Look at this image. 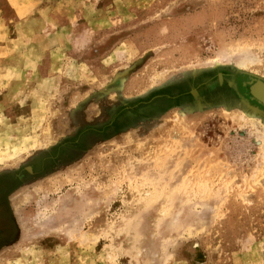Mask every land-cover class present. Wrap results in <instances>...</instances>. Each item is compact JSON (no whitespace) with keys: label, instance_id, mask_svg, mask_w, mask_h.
I'll use <instances>...</instances> for the list:
<instances>
[{"label":"rangeland","instance_id":"374dc122","mask_svg":"<svg viewBox=\"0 0 264 264\" xmlns=\"http://www.w3.org/2000/svg\"><path fill=\"white\" fill-rule=\"evenodd\" d=\"M239 76L264 84V0H0V180L63 150L6 192L0 264H264Z\"/></svg>","mask_w":264,"mask_h":264},{"label":"flooded vegetation","instance_id":"af4514ba","mask_svg":"<svg viewBox=\"0 0 264 264\" xmlns=\"http://www.w3.org/2000/svg\"><path fill=\"white\" fill-rule=\"evenodd\" d=\"M238 92L239 94L247 101L250 106L256 107L264 112V107L257 103L255 100L250 99V95L248 92L249 86L254 84V80L248 78L247 76H239L238 79ZM152 98V97H151ZM154 98V96H153ZM96 128L89 126L84 127L80 133H82V140L79 142L75 140H71L73 143L69 144L67 147V155H74L76 152L80 151V149L84 148L85 140L87 135L90 136L92 134H96ZM77 133V132H76ZM79 133V132H78ZM81 137V136H80ZM75 138H79L78 134H76ZM89 139V138H88ZM63 150L60 148L55 149L53 152L45 154L43 156H38L31 159L27 164L21 167L13 178H4L0 180V186H5L6 188L0 187V243L9 241L10 237L13 234L14 222L11 219V216L8 212L7 205L5 203L6 200V192L8 189L15 185L16 183H22L24 180L28 178H32L38 176L46 171L50 170L53 167V163L61 159L63 156ZM51 155V158H50ZM65 155V154H64ZM49 156V157H47ZM64 160V159H63ZM50 161V162H49ZM52 170V169H51ZM5 244V243H4Z\"/></svg>","mask_w":264,"mask_h":264},{"label":"bare ground","instance_id":"6f19581e","mask_svg":"<svg viewBox=\"0 0 264 264\" xmlns=\"http://www.w3.org/2000/svg\"><path fill=\"white\" fill-rule=\"evenodd\" d=\"M252 92L255 95V97H257L258 100H260L261 102H264V84L263 83L256 82L252 86Z\"/></svg>","mask_w":264,"mask_h":264},{"label":"water","instance_id":"95a60500","mask_svg":"<svg viewBox=\"0 0 264 264\" xmlns=\"http://www.w3.org/2000/svg\"><path fill=\"white\" fill-rule=\"evenodd\" d=\"M248 78H251V79H253L255 82H254V84L256 83V82H262L261 80H259V79H257V78H253L252 76H248ZM263 83V82H262ZM253 84V85H254ZM253 85H250L249 86V89H248V92H249V95H250V99H253V100H255L257 103H259L261 106H263L264 107V102H261L260 100H258L257 99V97H255V95L253 94V92H252V86ZM250 109L251 110H253L254 112H257V113H259L260 114V112L262 113L263 111H261L260 109H258V108H252V106H250Z\"/></svg>","mask_w":264,"mask_h":264}]
</instances>
